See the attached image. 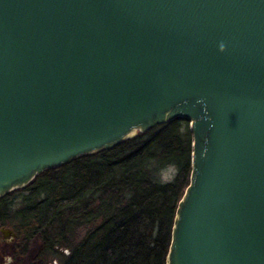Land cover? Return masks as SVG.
<instances>
[{
    "label": "water",
    "instance_id": "water-1",
    "mask_svg": "<svg viewBox=\"0 0 264 264\" xmlns=\"http://www.w3.org/2000/svg\"><path fill=\"white\" fill-rule=\"evenodd\" d=\"M176 118L166 264H264V0H0V197Z\"/></svg>",
    "mask_w": 264,
    "mask_h": 264
},
{
    "label": "trees",
    "instance_id": "trees-1",
    "mask_svg": "<svg viewBox=\"0 0 264 264\" xmlns=\"http://www.w3.org/2000/svg\"><path fill=\"white\" fill-rule=\"evenodd\" d=\"M191 133L182 118L45 170L0 197L19 264L38 238V264H166L176 205L188 184ZM174 175L163 180L161 173Z\"/></svg>",
    "mask_w": 264,
    "mask_h": 264
},
{
    "label": "rangeland",
    "instance_id": "rangeland-1",
    "mask_svg": "<svg viewBox=\"0 0 264 264\" xmlns=\"http://www.w3.org/2000/svg\"><path fill=\"white\" fill-rule=\"evenodd\" d=\"M174 172L170 169L163 171L161 177L163 180H169L173 177ZM40 248L38 238H33L29 243L26 252L22 256L19 264H38L36 260L37 253ZM13 252V240L9 238H2L0 233V264H15L18 262ZM47 264H57L54 262Z\"/></svg>",
    "mask_w": 264,
    "mask_h": 264
}]
</instances>
